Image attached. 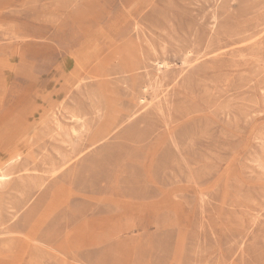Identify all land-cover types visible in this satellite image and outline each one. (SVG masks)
Masks as SVG:
<instances>
[{
  "label": "rangeland",
  "instance_id": "374dc122",
  "mask_svg": "<svg viewBox=\"0 0 264 264\" xmlns=\"http://www.w3.org/2000/svg\"><path fill=\"white\" fill-rule=\"evenodd\" d=\"M0 264H264V0H0Z\"/></svg>",
  "mask_w": 264,
  "mask_h": 264
},
{
  "label": "bare ground",
  "instance_id": "6f19581e",
  "mask_svg": "<svg viewBox=\"0 0 264 264\" xmlns=\"http://www.w3.org/2000/svg\"><path fill=\"white\" fill-rule=\"evenodd\" d=\"M65 80H66L67 83H70V82L73 81V77H72L71 73H69L68 77H66ZM143 88H144V87H143Z\"/></svg>",
  "mask_w": 264,
  "mask_h": 264
}]
</instances>
